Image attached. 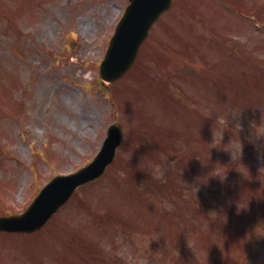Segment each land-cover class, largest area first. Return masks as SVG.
Returning <instances> with one entry per match:
<instances>
[{
  "label": "rangeland",
  "instance_id": "1",
  "mask_svg": "<svg viewBox=\"0 0 264 264\" xmlns=\"http://www.w3.org/2000/svg\"><path fill=\"white\" fill-rule=\"evenodd\" d=\"M248 1L250 15L264 16L260 0ZM126 3L0 0V212L88 162L118 116L125 136L114 161L52 225L69 222L70 234L108 248L102 233L112 219L131 220L134 240L122 234L109 247L127 263L264 264V81L253 73L263 66L264 17L243 15L245 0H174L134 68L103 84L98 62ZM213 167L223 179L201 181ZM4 241L10 258L16 246ZM25 244L23 264L56 254L45 237Z\"/></svg>",
  "mask_w": 264,
  "mask_h": 264
},
{
  "label": "water",
  "instance_id": "2",
  "mask_svg": "<svg viewBox=\"0 0 264 264\" xmlns=\"http://www.w3.org/2000/svg\"><path fill=\"white\" fill-rule=\"evenodd\" d=\"M142 1H131L125 16L116 28L115 35L109 42L104 60L100 65V73L104 79L112 81L121 76L135 58L136 51L144 35L134 28L132 23L136 19V5ZM170 2L171 0H157L152 6L148 5L147 2L143 6H139L138 10L148 11L143 18L144 23L148 24L149 19L154 15L153 19L156 18L160 11L169 6ZM119 126L120 124L117 122L109 126L108 136L104 140L102 148L88 165L72 174L56 176L45 186L26 212L19 216L0 217V229L26 230L27 232L39 227L78 185L99 176L113 158L115 147L120 141L121 127Z\"/></svg>",
  "mask_w": 264,
  "mask_h": 264
},
{
  "label": "clouds",
  "instance_id": "3",
  "mask_svg": "<svg viewBox=\"0 0 264 264\" xmlns=\"http://www.w3.org/2000/svg\"><path fill=\"white\" fill-rule=\"evenodd\" d=\"M252 123H255V122H252ZM241 127H242V125L240 124V128ZM216 175H219L221 177V179H223V177H224V176L222 177L218 172L214 171V167H213L209 173H207L206 175L200 176L199 179L201 181H203L204 183H207L209 180V177L216 176ZM261 234H264V233H261Z\"/></svg>",
  "mask_w": 264,
  "mask_h": 264
},
{
  "label": "flooded vegetation",
  "instance_id": "4",
  "mask_svg": "<svg viewBox=\"0 0 264 264\" xmlns=\"http://www.w3.org/2000/svg\"><path fill=\"white\" fill-rule=\"evenodd\" d=\"M0 234L6 236H11V237H15V236H25L26 234H14V233H5V232H0ZM36 234V232L34 233H30V235ZM29 235V234H28ZM27 236V235H26ZM17 264V263H16ZM19 264V263H18Z\"/></svg>",
  "mask_w": 264,
  "mask_h": 264
}]
</instances>
